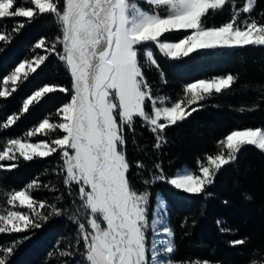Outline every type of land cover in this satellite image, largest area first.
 Returning a JSON list of instances; mask_svg holds the SVG:
<instances>
[{
  "label": "snow or ice",
  "instance_id": "snow-or-ice-1",
  "mask_svg": "<svg viewBox=\"0 0 264 264\" xmlns=\"http://www.w3.org/2000/svg\"><path fill=\"white\" fill-rule=\"evenodd\" d=\"M257 3L258 0H244L241 5L236 0H0V23L13 21L11 32L0 27V42L11 43L15 38L12 33L21 34L24 27L42 17L54 19L60 33L53 41L42 37L34 49H43L45 54L23 60L0 79V102L17 94L30 77L38 76L53 54L71 76V89L45 84L23 100L19 112L0 120V130H8L50 94L64 93L70 100L57 109L59 120L45 118L25 133L28 138L48 137L52 132L63 135L40 142L8 138L7 146L0 151V161L17 160L16 153L24 161L58 155L62 164L53 172L63 177L67 195L74 197L71 202L75 205L73 211L65 203L64 193L55 185H41L39 178L24 189L9 192V207L0 213V234L27 235L13 236L11 242L0 244V264H9L18 246L31 238L34 229L43 226L42 221L65 215L77 225L76 243L57 249L60 257L70 258L61 264H175L169 258L175 251L173 234L166 226V240H154L149 254L146 232L151 227L154 234H159L158 226L164 224L167 215L166 203L157 194L149 225L150 187L163 182L190 196L206 197L215 177L225 166L234 164L243 150L251 146L264 153V129L232 130L217 141L216 154L197 160L198 174L182 169L168 176L159 163L153 165V171L137 160L136 175L145 185L139 191L131 179L132 165L126 155L127 133H132V143H137L136 118L155 136L153 147L159 150L167 143L168 128L201 110L202 101L232 91L238 81V76L228 73L192 82L173 102L168 96L154 95L144 69L155 68L161 81L167 83L156 59L157 50L175 61L200 51L264 49V12L259 19L253 15ZM142 4L149 7L145 9ZM224 11L230 12V19L222 25L209 26L208 21ZM171 34L180 38L171 40ZM257 108L258 104L253 103L248 110ZM15 167L16 164L9 166ZM145 169L147 178L143 176ZM40 187L59 193L54 196L55 202L38 201L31 195L34 188ZM17 205L27 211L17 210ZM245 243L246 240L230 242L232 246ZM48 257L54 258V252H49ZM250 264L258 261L253 259Z\"/></svg>",
  "mask_w": 264,
  "mask_h": 264
},
{
  "label": "trees",
  "instance_id": "trees-1",
  "mask_svg": "<svg viewBox=\"0 0 264 264\" xmlns=\"http://www.w3.org/2000/svg\"><path fill=\"white\" fill-rule=\"evenodd\" d=\"M243 2L236 0L237 5ZM262 12L264 0H258L253 15L259 19ZM229 19L230 12L224 11L209 20L208 24L219 26ZM0 27H6L11 32L13 21L0 23ZM58 29L54 19L42 17L24 27L21 34L12 33L15 38L11 43L0 42V79L10 74L23 60L45 54L43 49H34V44L42 37L47 41L55 40L60 34ZM179 38L178 34L169 35L171 40ZM156 59L167 83H163L156 69L150 66L144 69L146 78L152 85L154 95L168 96L173 102L182 97L184 86L192 82L228 73L238 76V81L232 91L202 101L204 107L201 110L179 125L168 128L165 133L167 143L159 150L153 147L155 136L147 126L141 127L142 121L136 118L137 143L134 145L132 133H127L126 155L132 165L131 179L139 191H143L145 185L136 175L137 160L153 171V165L159 163L168 176L183 168L198 174L197 160H203L206 154H216L219 151L217 141L232 130L264 129V49L249 47L236 51H200L199 54L192 53L175 61L163 57L157 50ZM45 84L71 89V76L54 54L39 70L38 76L30 77V81L17 94L0 102V120L19 112L23 100ZM69 100L70 96L64 93L50 94L15 126L0 130V151L7 146L8 138L23 137L40 142L52 136H62L63 133L52 132L48 137L37 135L28 138L25 133L45 118L58 121L57 109ZM253 103L258 104V108L249 111ZM242 107L243 111L240 110ZM13 164L17 167L9 168ZM61 164L62 160L56 154L33 161H24L22 157L0 161V200L12 190L24 189L39 178L41 185H55L60 193H64L65 203L74 211L75 205L71 202L74 197L67 195L63 177L53 172ZM148 175L147 169L143 170V176L147 178ZM73 189L78 195V188L74 185ZM149 190V211L153 209L157 194L166 203L168 224L173 234L175 251L172 260L175 264H195L196 261L205 260L212 264H250L253 259L258 264H264V153L251 146L243 150L234 164L225 166L215 177L214 183L207 188L206 197L190 196L163 182L156 183ZM58 194L43 187L31 191L36 200L49 204L55 202L54 196ZM76 204H79L78 200ZM41 223L43 226L34 229L31 238L18 246L9 264H61L63 260L70 259L60 257L57 249L76 243L77 225L66 215L53 216ZM24 235L27 233L0 234V244L11 242L13 236ZM62 237L64 239L57 245ZM235 240H246V243L232 246L230 242ZM82 247L81 241V250ZM49 252H54V258L49 259Z\"/></svg>",
  "mask_w": 264,
  "mask_h": 264
},
{
  "label": "rangeland",
  "instance_id": "rangeland-1",
  "mask_svg": "<svg viewBox=\"0 0 264 264\" xmlns=\"http://www.w3.org/2000/svg\"><path fill=\"white\" fill-rule=\"evenodd\" d=\"M141 6L144 7L145 9H147L149 7L147 4H142ZM16 156L19 157V153H16ZM6 199H7V196H5V197L2 196V198L0 200V213L6 212V210L9 207L6 204ZM16 207H17V210L27 211V209H19L18 205ZM155 209H156V199H155V204L153 206V209L151 211H149V214H148V217H147L148 220H149V225H151V221L153 219L151 213L153 211H155ZM165 226L170 229L169 224H168V214L164 218V224L158 226L159 227V234H154L152 229H151V227H149L148 231L146 232V244H147V247H148V250H149V254L151 253L152 243H153L154 240H157V239H165L166 240V237H164V235H163V228ZM171 239L173 241V235H172ZM169 258L172 259V254H171V256Z\"/></svg>",
  "mask_w": 264,
  "mask_h": 264
},
{
  "label": "crops",
  "instance_id": "crops-1",
  "mask_svg": "<svg viewBox=\"0 0 264 264\" xmlns=\"http://www.w3.org/2000/svg\"><path fill=\"white\" fill-rule=\"evenodd\" d=\"M183 169H187V168H183Z\"/></svg>",
  "mask_w": 264,
  "mask_h": 264
}]
</instances>
